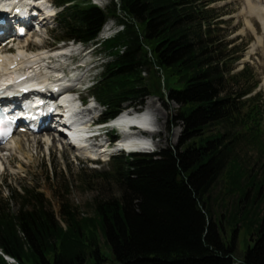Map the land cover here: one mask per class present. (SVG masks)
<instances>
[{"label":"trees","instance_id":"1","mask_svg":"<svg viewBox=\"0 0 264 264\" xmlns=\"http://www.w3.org/2000/svg\"><path fill=\"white\" fill-rule=\"evenodd\" d=\"M53 3L62 8L57 43H96L109 58L90 86L101 121L154 93L143 76L149 72L172 81L166 99L178 105L173 124L181 131L175 147L111 157L110 172L98 174L118 194L98 200L91 217L78 218L68 204L56 213L33 187L0 193V264H10L3 256L16 264H264L263 178L237 149L245 134L258 136L251 111L243 116L247 92L226 90L227 78L245 71L229 77V51L211 30L208 1L110 0L103 9L86 0ZM108 20L121 29L98 42ZM219 182L230 207L217 219L211 206ZM242 229L256 238L237 263Z\"/></svg>","mask_w":264,"mask_h":264},{"label":"rangeland","instance_id":"2","mask_svg":"<svg viewBox=\"0 0 264 264\" xmlns=\"http://www.w3.org/2000/svg\"><path fill=\"white\" fill-rule=\"evenodd\" d=\"M86 1L91 4L89 0ZM207 1L206 8L213 10L209 18L210 23H213L211 30L217 38V42H220L222 50L229 51L226 53V68L230 69L229 77L240 74L242 70L245 71L243 75L232 80L227 78L226 90L231 95L247 92L240 99V102L244 104L243 116L251 111L249 117L254 118V121L250 120L248 123L253 127V133L257 132L258 137L252 138L251 134H245L237 149L242 162L247 167L253 166V173L257 174V178H263L262 195L264 193V35L261 36L262 45L259 46V43H255V34L256 36L262 35L261 25L255 17L248 13L247 7V1L253 3L254 0H245L246 2L244 0ZM99 2L101 8H105L109 5L110 0H99ZM53 24V18L45 21L39 34L33 39L32 45L28 47L32 54L49 51L48 48H51V52L63 47L64 43H56L58 35L53 32ZM247 24L251 25L252 29L248 28ZM118 29L120 28H116L112 33ZM253 42L255 44L252 45ZM251 45L255 46L253 49L257 48L251 54H247L252 49ZM24 46L25 42L21 39L16 42L14 48H24ZM93 47L94 43L83 46L86 52L79 55L76 60L79 63L80 59H83L85 65H88L90 60L94 61L97 67L91 73L90 81L92 82L101 72L99 63L103 59L104 61L109 60L107 56L104 57L101 54L99 47L88 53L87 51ZM10 51L14 53V50ZM58 65L60 66L61 63L55 64V66ZM76 74L83 80L85 79V71H77ZM143 76L148 85L152 84L153 88L155 86V89L150 87L154 93L145 98L144 104V109H149L150 115L156 117L159 127V132L153 135V138L159 137L160 139L153 147L158 150L169 145L175 147L181 127L180 123L173 124L178 105L168 102L166 99V89L173 86L172 81L165 80L161 74L159 81L155 73L145 72ZM156 88L158 91L160 89L161 95L156 91ZM102 110L103 108L100 107L95 111V114L101 113ZM41 137L16 135L15 138L20 141V150L15 147L0 153V193L3 198L9 196L8 188L21 191L23 188L33 187L51 202L56 213L61 211L63 205L68 204L75 210L78 218H82L93 215L98 200L117 196L116 185L110 179L103 178L104 176L101 177L98 174L110 172L108 160L106 163L99 164L97 168L93 167L94 165H89L86 158L79 152L62 146L58 141L53 142L50 146ZM9 155L12 157L9 158ZM77 156L80 159H77ZM115 156H118L117 153ZM102 159L106 160L107 158L104 155ZM220 188L219 182L212 193V197H217L216 203L211 206L216 218L221 216L225 207H230L229 199L223 195ZM259 209L264 210L263 204L259 205ZM224 235L225 239L230 237L228 228ZM255 238L254 231L251 234L244 229L238 232L235 243L236 259L243 258L248 246L253 245Z\"/></svg>","mask_w":264,"mask_h":264},{"label":"bare ground","instance_id":"3","mask_svg":"<svg viewBox=\"0 0 264 264\" xmlns=\"http://www.w3.org/2000/svg\"><path fill=\"white\" fill-rule=\"evenodd\" d=\"M24 1H30V0H24ZM250 1H252V0H250ZM22 2H23V0H14L10 3V5H12L14 3V4H17L16 5L17 7L20 6V8H22ZM32 2L34 3L35 6L41 7L46 13H49L51 11V7H49L47 5L46 0H32ZM247 2H248V4L247 3L246 4L248 7V13L250 15H252L253 17H255L261 25V30H262L261 34L262 35L256 36V34H255V38H256L255 43H259V46H261L262 45L261 44V42H262L261 36L264 35V0H254V1H252L254 4L250 3L249 1H247ZM2 4H3V2H2ZM5 14H6V10H4V15ZM43 21H44V19H43ZM109 27H110V23L109 22L105 23L101 32L105 33L106 31H108ZM247 27L252 29L251 25L249 26L247 24ZM30 38L31 37L29 35H27L26 37L24 36L22 40L25 43H27L28 40H30ZM263 38H264V36H263ZM255 43L253 42L252 45ZM251 46H250V49H251ZM66 47H68V46H66ZM253 47H255V46H252V49L247 54H251L252 51L254 52L256 50L257 47L255 49H253ZM64 49H65V47L55 49L54 53L52 55L54 57H58L61 59L67 58V56L63 55V53H65ZM60 50H63V51L60 52ZM71 51H73V50H71ZM47 53L48 52H46V53L40 52L37 54H32V53H28L25 49H23V47H20V48L18 47L16 53L5 52V51L0 50V72H6L7 67H10L11 65H15L16 67L17 66L19 67V66H23V65L31 64V63L37 64L38 62H40L41 58L45 57V55L48 56ZM68 109H69L68 113H71L75 110V107L72 104H70ZM148 110L144 111L142 114H139V115L134 114V113L129 114L128 115L129 118H125V120L133 121V122L137 123L140 127H142L143 129L146 130L145 136L136 135V137L129 138L128 144L131 148H135V149L136 148L137 149L148 148L149 149L151 146H154L156 144V142L153 140V135H155L156 133L159 132V127L157 126L156 117L151 116L150 111H148ZM73 118H76V116H74ZM78 128H81V126H78ZM79 132L80 131L78 129H75V131H74L75 141H77L78 143L80 142ZM48 141L49 140H46V142H48ZM4 146L6 147L4 150H7V148L9 150V149H12L15 147L18 150H20V148H21L20 147V141L18 139H16L14 136H12V138L8 142H6L4 144ZM83 153H85V155H88V156H96L95 152L94 151L92 152L91 149L85 150V151H83ZM8 157L11 158L12 155H9Z\"/></svg>","mask_w":264,"mask_h":264},{"label":"snow or ice","instance_id":"4","mask_svg":"<svg viewBox=\"0 0 264 264\" xmlns=\"http://www.w3.org/2000/svg\"><path fill=\"white\" fill-rule=\"evenodd\" d=\"M21 31H23V30L21 29ZM10 119H14V118L6 117V116H4V117H0V124H3V123H5L7 120H10ZM0 134H2V135H9V134H10V130H5L3 133H0Z\"/></svg>","mask_w":264,"mask_h":264}]
</instances>
